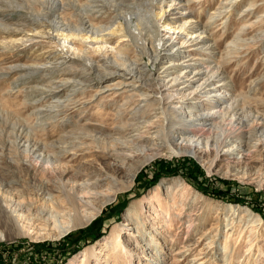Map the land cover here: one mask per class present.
Segmentation results:
<instances>
[{"label":"rangeland","instance_id":"374dc122","mask_svg":"<svg viewBox=\"0 0 264 264\" xmlns=\"http://www.w3.org/2000/svg\"><path fill=\"white\" fill-rule=\"evenodd\" d=\"M19 1L8 0V4H3L0 0V12L4 10L0 13V23L10 30L7 32L0 26V103L13 108L10 123L22 127L28 122L30 126L37 127L39 124L33 114L40 109L46 112L44 117L57 115L58 117L44 121L40 126L52 133L54 140L62 135H71L73 138L71 133L77 130L79 122L86 123L83 119L85 115L92 124H97L96 119H99L111 125L115 119L111 113L116 108H108L105 112L99 107L98 101L111 94L107 92L109 89L102 90L103 95L77 97V103L65 115L58 112L60 109L49 108L54 107L56 101L49 104L46 100L44 107L39 105L41 101H26V95L38 82L34 79L43 76L32 73L29 77L31 81H27V77H22L20 72L33 66L54 69L56 77L69 80L74 70L73 59L71 54L65 53L66 49L65 52L61 50L62 45L57 48L56 43L67 36L68 42L82 40L83 35L86 37V32L74 33L65 27L58 30L50 26L45 18L40 20L29 10L28 1H22V6L28 10L18 9L11 4L20 3ZM10 4L12 7H9ZM224 4L226 0H191L189 3L188 0H177L173 7L167 6L165 10L172 17L179 16L181 12L187 15L192 13L196 22L202 26L211 23L209 32L204 34L206 42L185 48L184 56L197 52V61L191 63L196 67L208 62L211 65L226 62L225 67L232 77L225 94L228 96L227 105L232 102L233 95H238V105L242 103L244 95L247 99L264 102V0H235L227 4L230 5L223 10L224 15L210 21L211 14L226 6ZM39 10L41 9L37 11ZM157 13L161 12L155 10V14ZM121 25V20L118 19L111 26L104 25L107 27L104 34H111L115 38L114 44L120 41V35L113 33ZM102 34H98V39ZM207 43L211 45L204 47ZM237 48L239 53L232 54ZM149 66L151 70L155 69L152 63ZM53 76L46 77L48 83L58 84L59 78L49 79ZM34 104H38L36 111L33 110ZM82 110L85 112L84 116ZM77 111V114H73ZM101 113L103 114L100 115ZM11 124L0 129V179L14 180L21 187L7 190L8 188L4 189L0 185V199L9 211H14L18 206L19 218L16 221L20 228L13 231L11 240H0V264H264V224L258 225L257 220L258 217L264 221L261 215L264 213V146L260 141L263 138L260 137L261 132L254 129L255 125L252 126V123L246 121V127L243 126L227 139L228 145L224 149L229 147L234 155L222 157L213 167L210 168L209 163L213 156L197 159L191 154L173 155L166 148H161L160 150L167 152L145 163L133 183L124 174L115 175L111 171L107 179L105 177L106 180L100 182L102 178L99 174L107 171L103 162L109 163L110 159L90 153L91 151L86 154L79 151L73 161L68 158L59 164H37L20 153L23 142H16ZM155 135L160 136V133L156 132ZM158 142L161 143L162 140L159 138ZM151 148L155 149V146ZM210 149L209 146V153ZM151 154H154L151 150L140 153L141 157ZM142 161L141 158H135L134 164ZM165 162L171 163L176 173L160 176L153 185L154 174ZM233 162L239 164H235L236 168L231 170L228 164L231 166ZM89 163L95 164L97 168L94 178L88 180L84 177L71 181L70 174L61 179L62 189L59 193L41 195L42 192L38 191L43 181L57 180L54 176L60 170H72ZM94 183L97 185L91 186ZM181 183L189 187V195L180 191ZM79 184L82 189L76 190L74 186ZM156 188H159L161 197L155 199V204L150 206L146 203V198ZM60 193L74 194L80 201L90 205V209H80L83 218L89 217L101 204L106 205L88 226L79 228L66 237L33 241L25 235L23 227L41 229L48 228V225L35 221L30 212L23 210V206H46L54 211L52 206ZM48 199H53L54 202ZM246 209L251 210L255 216L249 217ZM129 210L138 212L140 216L141 211L144 212L140 225L145 229L134 231L133 228L139 222L138 219L126 220ZM65 212L70 213V210L66 209ZM58 220L63 221L62 218ZM4 230L0 228V233Z\"/></svg>","mask_w":264,"mask_h":264},{"label":"bare ground","instance_id":"6f19581e","mask_svg":"<svg viewBox=\"0 0 264 264\" xmlns=\"http://www.w3.org/2000/svg\"><path fill=\"white\" fill-rule=\"evenodd\" d=\"M2 1L3 4H8V0ZM22 1L11 4L18 9L28 10L27 7L22 6ZM24 1L29 2V10L34 12L40 20L45 18L50 26H54L58 30L65 27L74 33L86 32V37L83 35L82 40L68 42L67 36L56 43L57 48L62 45L61 50L65 52L66 49L65 53L71 54L73 59L74 70L69 80L65 81L56 77L54 69L33 66L24 68L20 72L22 77H27V81H31L29 77L32 73L40 74L39 76H43L44 79L48 75H54L53 78H49L50 80L60 79L58 84L57 82L48 83L49 81L46 79L48 85H45L46 82L41 77L34 79L38 82L26 95V101H41L39 104L41 107H44L47 101L49 104L56 101L55 106L49 108L60 109L58 112L65 115L67 110L77 103V97L103 95L102 90L109 89L107 92L111 94L98 100L99 107L105 112L111 107L116 109L113 114L111 113L115 117L111 125L99 119H96L97 124H92L90 119L86 118V115L84 116L85 112L82 110L86 123L79 122L77 130L71 133L74 137L71 138V135H67L69 138L62 135L59 139L54 140V135L40 126L44 121L58 117L57 115H55L56 117L50 115L44 117L46 112L41 109L36 111L38 104H34L33 110L36 112L33 116L37 118L39 126H30L28 122H25L22 127H19L15 123L12 125L9 121V118H13V108L6 107L3 102L0 103V118H3L0 120V129L3 130L7 124H11L10 128L16 135V142L17 140H19V144L23 142L20 151L23 156L29 157L37 164L48 166L54 163H63L68 158L73 161L79 151L84 154L91 151L90 153L110 159L109 163L103 162L107 171H101L102 173L99 174L102 178L100 182H103L105 177L107 179L109 171H111L115 175L124 174L133 183L145 163L167 152H163L160 150L161 148H166L173 155L191 154L197 159L213 156L209 162L210 168L222 157H232L233 151L229 147L224 149L228 145L227 139L231 138L236 131L241 130L243 126L246 127V121L252 123V126L255 125L253 128L261 132L262 136L260 137L263 138L260 141L264 146V102L254 98V100L247 99L248 97L245 98L244 95L242 103L238 105L239 97L233 95L232 102L230 104L228 102L227 105L228 96L225 94L232 77L225 67L226 62H219L216 65H211V62H208L196 67L191 63L197 61V52L184 56L185 48L199 46L206 42L207 37L204 34L209 32L211 23L199 25L192 13L187 15L181 12L179 16L172 14L177 17L167 15L168 10L165 8L173 7L177 0ZM234 1L226 0V4H224L226 6L214 11L209 20L212 21L224 15L223 10L230 5L227 4ZM189 2L191 0H188ZM11 4L9 7H12ZM37 8L41 10L37 11ZM155 10H159L161 13L155 14ZM3 11L0 13L2 14ZM116 19L121 20L122 25L117 32L113 33V35H120L118 36L120 41L114 44L115 38L111 34H104V31L107 30L104 25L111 26ZM0 26L3 27V30L10 31L9 27L1 25V23ZM99 33L103 34L98 39ZM93 35H95L94 39ZM210 45L207 43L204 47ZM238 50L237 48L232 54H238ZM149 63H152L155 69L151 70ZM224 97L225 99H223ZM17 126L20 128L19 130H16ZM27 126L29 127L26 128ZM153 129L156 131L152 132ZM156 132H159L160 136L155 135ZM159 138L162 140L161 143L158 142ZM35 139L37 140L35 141ZM69 139H71L70 142ZM151 145L155 146V149L151 148ZM209 146L211 147L210 153ZM149 150L154 154L141 157L140 153ZM135 158H141L143 161L136 165L134 164ZM235 164L239 163L233 162L231 166L228 164V167L234 170ZM23 168L30 169V167ZM96 170L93 163L83 164L72 170H60L54 176V179L57 180L43 181L38 187V191L42 192L41 195L59 193V190L62 189L61 179L70 174H72L71 181L81 180L84 177L92 179L95 177ZM0 181L1 187L8 188L7 190H17L21 187L14 180L2 178ZM96 185L94 183L91 186ZM74 188L82 189L80 184ZM158 189L156 188L146 198L148 205L153 206L155 199H160L161 195ZM188 189L187 185L180 184V191L182 190L183 194L189 195ZM170 192L168 189V193ZM61 193L56 196V203L52 199L54 211L47 209L46 206V208L33 207L31 204L23 206V210L30 212L35 221L48 225V228L41 229L23 227L25 235L33 241L56 240L66 237L71 232L88 226L101 214L106 205V203L101 204L89 217L83 218L80 209H90V205L80 201L74 194ZM20 196L22 197V194ZM1 202L0 199V228L5 230L0 233V240H11L13 231L20 228L16 221L19 218L18 206L14 211H9ZM66 209H69L70 213H66ZM19 210L21 211V209ZM245 212L251 218L255 216L249 209H246ZM137 213L129 210L126 220L138 219L139 223L133 229L139 232L140 229H145L143 225H140L144 212L141 211V216ZM58 218H62L63 221ZM257 220L258 225L264 224L261 218L257 217Z\"/></svg>","mask_w":264,"mask_h":264},{"label":"trees","instance_id":"16d2710c","mask_svg":"<svg viewBox=\"0 0 264 264\" xmlns=\"http://www.w3.org/2000/svg\"><path fill=\"white\" fill-rule=\"evenodd\" d=\"M171 166H172L171 163L165 162L164 164H162V166L160 168L157 169L156 173L153 176V185L156 183V181L159 179L160 176H162V175H173L174 173H176L175 171H173V168ZM202 190H203V192H205V194L209 195V193L206 192L204 189H202ZM261 215L264 219V213H261Z\"/></svg>","mask_w":264,"mask_h":264}]
</instances>
